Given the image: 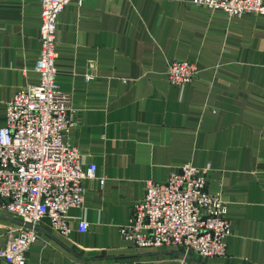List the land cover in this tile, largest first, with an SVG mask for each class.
<instances>
[{"label":"crops","instance_id":"obj_1","mask_svg":"<svg viewBox=\"0 0 264 264\" xmlns=\"http://www.w3.org/2000/svg\"><path fill=\"white\" fill-rule=\"evenodd\" d=\"M39 23L40 0H0V125L7 100L38 80ZM56 27L69 141L95 177L68 210L67 235L39 222L25 264H264V14L228 16L192 0H70ZM169 59L195 62V78L170 83ZM186 161L208 165L206 189L226 203L223 256L137 247L119 232L144 180L164 182ZM16 221L0 210V247Z\"/></svg>","mask_w":264,"mask_h":264},{"label":"built area","instance_id":"obj_2","mask_svg":"<svg viewBox=\"0 0 264 264\" xmlns=\"http://www.w3.org/2000/svg\"><path fill=\"white\" fill-rule=\"evenodd\" d=\"M69 1L40 0V49L34 63L38 80L17 90L5 103L0 125V210L17 220L7 226L8 238L0 247V258L8 264H25V252L36 240L43 218L60 235L68 234V210L81 206L84 179L95 177V164L84 168L79 149L69 141L74 108L56 81L57 15ZM192 1L222 9L228 16L264 14V0ZM197 72L195 62L166 61L170 83L190 82ZM207 168L186 161L171 170L164 182L144 180L142 197L119 225L121 236L137 247L169 245L199 258L223 256L231 227L220 192L206 189ZM77 227L84 231L87 222L80 217Z\"/></svg>","mask_w":264,"mask_h":264}]
</instances>
